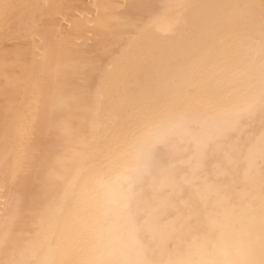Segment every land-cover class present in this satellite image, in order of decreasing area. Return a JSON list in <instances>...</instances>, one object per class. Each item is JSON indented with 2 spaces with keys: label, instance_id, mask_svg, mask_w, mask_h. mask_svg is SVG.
<instances>
[{
  "label": "bare ground",
  "instance_id": "1",
  "mask_svg": "<svg viewBox=\"0 0 264 264\" xmlns=\"http://www.w3.org/2000/svg\"><path fill=\"white\" fill-rule=\"evenodd\" d=\"M0 264H264V0H0Z\"/></svg>",
  "mask_w": 264,
  "mask_h": 264
}]
</instances>
